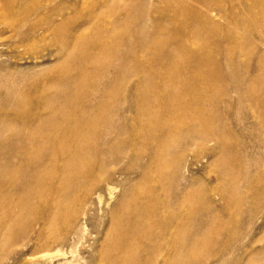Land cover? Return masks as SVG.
Wrapping results in <instances>:
<instances>
[{
    "label": "bare ground",
    "instance_id": "1",
    "mask_svg": "<svg viewBox=\"0 0 264 264\" xmlns=\"http://www.w3.org/2000/svg\"><path fill=\"white\" fill-rule=\"evenodd\" d=\"M182 11L190 17L200 14L185 4ZM206 11L210 13V9ZM204 20V16L192 20L189 27L205 26L201 23ZM164 27L156 22L147 35L141 23L140 38L134 39L146 65L138 63L137 58L133 67L127 62L114 67L110 62L113 78L118 84L108 90L98 87L104 93V99H88L85 106L69 104L67 89L54 92L49 85L44 90L47 96L39 110L36 103L17 97L14 90L19 82H12L7 76L0 78V89L3 90L0 104L13 108L7 116L2 118L0 115V262L5 256L1 252L4 245L14 240L26 243L30 240H27L30 230L34 234L33 248L39 253L38 249L48 250L58 244L66 245L70 250L68 253L76 252L81 240L85 239L84 224H75L84 204L81 199L93 196L102 203L104 194L110 195L112 188L118 186L124 193L119 208L116 206L112 210L109 225V230L115 232L107 246L111 264H197L205 250L215 245L214 230L226 235L223 245L232 254L228 263L221 261L226 250L224 253L218 251L213 255L216 259L213 264H264V243L253 248L255 243L264 241V233L260 238L246 241L254 214L257 217L264 215V198L261 209L257 207V187L264 188V176L259 186L256 181L250 183L249 172L246 176L249 190L243 196L239 187L243 173L247 171L241 166L247 162L240 151L253 145H262L264 150V88L257 92L253 86L245 84L243 78L234 84L236 92L244 89L243 97L250 111L243 119L237 118L231 128L222 116L231 113L235 107L239 110L242 105L239 94H228V99L203 95L181 102L177 96L187 95L192 92L191 86L197 85L190 80L189 73L198 74V69L204 66L210 68L206 70L205 79H213L216 74L212 71V59L203 60L192 55L188 46L176 37L177 31L171 30L173 39L170 40L156 35ZM180 35L193 37V30H184ZM134 39L121 44L130 49ZM260 40H264V36ZM260 43L264 44V41ZM106 49L100 47L101 51ZM175 49L180 50V57L173 53ZM127 53L131 54V50ZM184 57L189 63L176 64V60ZM122 68H130L133 72V87L130 80H125ZM227 74L234 82L238 79L234 65ZM202 86L206 89L208 84ZM203 88H199L200 93ZM113 93L115 96L109 97ZM210 105L216 107L212 113L205 110ZM130 110H135L139 118L145 116L143 123L146 125L158 126L156 133L142 139L146 145L144 152L136 151L137 146L132 142L122 145L128 128L121 122ZM172 120L179 123L177 127H169L168 122ZM243 123L248 125L244 127L246 124ZM235 125L244 138L235 134ZM208 144L213 146L208 148ZM193 147L208 148L209 152L217 150L212 156L215 165L210 170L214 180L230 188L231 195L226 189L195 185L184 176L186 166L182 160ZM173 155H177L175 159ZM195 157L202 158V155ZM124 162L131 163L124 167ZM167 167L171 171L161 174ZM33 176L35 182L29 179ZM183 181L189 183L182 184ZM214 195L223 202L219 207L210 199ZM104 203L108 204L106 200ZM123 203L131 206L121 209ZM232 205L228 211V206ZM233 213L252 220L241 236L233 231L238 226ZM20 223L22 228H18ZM58 249L41 252V258L49 262L45 264H54L55 260L56 264L71 263L73 259H67V252ZM200 249L201 253L198 252ZM247 250L246 254L251 252V255L235 256ZM10 252L8 249L4 254Z\"/></svg>",
    "mask_w": 264,
    "mask_h": 264
},
{
    "label": "rangeland",
    "instance_id": "2",
    "mask_svg": "<svg viewBox=\"0 0 264 264\" xmlns=\"http://www.w3.org/2000/svg\"><path fill=\"white\" fill-rule=\"evenodd\" d=\"M184 4L189 5L200 14L193 15V17L184 15L182 11ZM207 9H210V13L206 11ZM203 16L205 20L201 23L205 26L189 27L190 21L202 19ZM156 22L163 27L165 26L156 32V35H162L165 39L170 40L173 39L171 30H175L177 31V33L175 32L176 37H179L188 46L192 55L203 60L212 59V71L216 74L212 73L213 79L209 77L205 79L206 70L209 71L210 68L201 66L198 69V74L196 72L188 74L189 78L191 77L190 80L197 83V85L191 86L192 92L187 95L179 94L177 98L186 103L203 95L228 99V94L230 96L239 94L242 99L239 110L235 107L231 113L224 114L225 117L222 116L223 113L221 116L226 120L228 128L234 126L237 118L243 119L244 114L250 111L247 107L249 104L244 100V89L236 92L234 84L236 85L239 79L243 78L245 84L253 86L257 92L260 88H264V44L260 43V41H264L260 40L264 36V0H0V78L7 76L9 79L11 78L10 81L12 82H19L14 90L17 97H20L21 101L36 103L39 110L42 109L47 96L44 90L49 85L54 92L67 89L70 94L68 103L74 106L83 105L91 98L93 101L96 98L104 99V93L99 89L104 87L103 90L105 88L108 90L118 84L113 78L112 66H109V63L112 62L115 67L127 62L133 67L135 58H137L138 63L146 65L145 59L143 61V57L140 56V47L134 38H140L141 29L139 25L141 23L144 24V29L149 35ZM184 30L187 32L193 30V37L180 35ZM129 39H134L130 49L129 46L121 44L122 41ZM101 46L107 49L101 51ZM129 50H131V54L127 53ZM173 53L178 57L181 55L179 49H175ZM187 63L189 61L185 57L176 60L178 65ZM232 65L238 74V79L235 82L230 80L227 74L230 73V66ZM122 69L126 77L125 80H130L131 84L133 77H135L133 72L130 68L129 70ZM20 76L24 79L22 77L21 79ZM206 84L208 86L204 89L202 85ZM200 87L203 88V93L199 92ZM2 91L0 89L1 94ZM114 96L115 93L109 95V97ZM10 109L13 110L7 106L2 107L0 104L1 117L7 116L11 111ZM214 109H216L214 105L205 107V110L210 113ZM144 120L145 116L137 117L135 110L125 113V118L121 123L122 126L128 128V131L122 138V145L132 142L137 146L136 151H145L146 145L142 139H147L152 133H156L158 126L149 123L146 125L143 123ZM168 124L170 128H173L177 127L179 123L172 120ZM243 124H246L244 127L248 125V123ZM235 128L237 129H234L235 134L244 138L243 134L238 133L239 127L235 125ZM212 146L213 144L207 145L208 148ZM208 148L193 147L185 153V158L182 160L184 167L186 166L184 176L191 179L195 185L203 184L208 189L216 188L221 191L226 189V193L231 195L230 188L226 184L213 179L214 175L210 168L215 165L212 162V156L216 155L217 150L209 152ZM200 154L202 158L195 157V155L199 156ZM240 154L247 162L246 165L241 164L247 170L243 173L244 179L239 182L240 195L243 196L249 190L246 182V176L249 172L251 173L250 183L256 181L260 186L264 176V150L262 145L260 147L253 145L250 148H243ZM176 156L173 155L172 157L175 159ZM130 163L124 162L122 166H128ZM256 164L259 167L256 166L255 168ZM170 171L171 168L167 167L161 171V174H168ZM134 173L137 174V172ZM206 174L207 177H205ZM131 176L135 179V174ZM29 179L31 182L36 181L35 176ZM184 183L188 184L189 182L183 181L182 184ZM112 189L114 190H111L110 195L104 194V201L102 202L104 205L93 199V196L85 200L81 199L84 204L75 224H84L85 239L81 240L76 252L68 253L69 248L61 244L48 248V250L43 249V251H54L58 248V250H64L67 252V259H73L69 264H111L109 262L111 255L107 251V246L112 242L115 232L109 230V225L113 217L112 210L114 207H118L119 200L124 193L122 187L116 186ZM199 189L197 187V192H200ZM262 193L264 194V188L257 187V207L260 206L258 210L261 209L260 204L263 203L264 195ZM258 195H262V198ZM134 198L135 194L132 195V200ZM210 199L217 207L223 203L220 197L215 195L211 196ZM105 200L109 205L104 203ZM130 206V203H123L120 208ZM229 207L231 208L233 205L228 206V211ZM254 215L255 218L249 230V238L246 237V241L250 238H260L264 233V217L262 219L264 215L258 216L259 218L256 214ZM115 217H117L116 214ZM232 217L238 224L233 231H237L241 236L252 220H247L245 216L239 217L234 213ZM18 228H22L21 223ZM214 232L215 245L212 249L205 250V254L197 264H213L216 260L213 255L218 251L224 253L225 250L221 261L230 262L229 256L232 251L223 245L226 235L218 230H214ZM33 235L30 230L27 238L30 240L26 243L14 240L11 241L13 244L4 245L1 252L5 256L0 264L49 263L45 258H41L42 250L38 249L39 253L33 248V246L35 247ZM18 243L19 245H17ZM263 243L264 241L257 242L253 248H259ZM10 245L13 246L10 247ZM32 248L36 251H33ZM8 249L11 252L4 254L7 253ZM198 252L201 253V249ZM247 252L249 251L238 254L234 252V254L237 258L251 255V252L246 254ZM55 261L54 264H56Z\"/></svg>",
    "mask_w": 264,
    "mask_h": 264
}]
</instances>
